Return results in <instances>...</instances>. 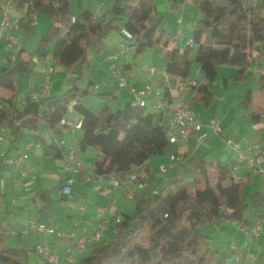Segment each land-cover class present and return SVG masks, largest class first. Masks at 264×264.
Segmentation results:
<instances>
[{
    "label": "trees",
    "instance_id": "trees-1",
    "mask_svg": "<svg viewBox=\"0 0 264 264\" xmlns=\"http://www.w3.org/2000/svg\"><path fill=\"white\" fill-rule=\"evenodd\" d=\"M17 10L26 15L18 20L19 28L35 34L32 15L48 16L49 37L42 39L38 56L57 67L75 70L78 77L64 94L39 102L28 96L22 108L17 106L22 76L27 67L0 70V88L10 91L9 99L0 98V126L16 134L23 129L35 130L39 122L55 130L75 103L74 110L82 116V142L101 152L96 163L99 175L117 174L125 178L133 169L144 165L153 156L169 147L165 117L168 111L148 107L134 108L129 103L114 111L107 103L99 113L82 104L92 84L81 91L84 66L89 65L91 52L102 54L105 39L118 23H123L133 36L127 44L133 58L151 48H160L166 58L167 72L173 78H191L193 62L203 73V81L193 91L191 101L205 106L214 102L211 84L222 66L238 69L235 80L248 79L255 53L264 55V0H194L201 17L193 21V41L198 51L188 45H173L160 25L156 0H115L105 16L82 10L73 22L72 0H14ZM54 41L53 52L48 51ZM132 65H125L126 74ZM264 96V73L258 79ZM114 94H101V98ZM107 99V98H106ZM251 109L255 124H264V100L256 104L252 95L244 101ZM47 155L61 157L55 145L46 146ZM3 161L0 160V168ZM249 179L236 180L233 168L220 159H200L190 177L176 176L161 191L140 200L131 216L114 227L113 237L96 246L77 264H227L226 258L211 248L210 228L221 222L248 224L249 204L244 186ZM256 196L251 197L258 208ZM261 213V212H260ZM260 219L264 221L261 213ZM25 250L8 243V232L0 223V264H23Z\"/></svg>",
    "mask_w": 264,
    "mask_h": 264
},
{
    "label": "crops",
    "instance_id": "crops-1",
    "mask_svg": "<svg viewBox=\"0 0 264 264\" xmlns=\"http://www.w3.org/2000/svg\"><path fill=\"white\" fill-rule=\"evenodd\" d=\"M83 1L86 3L84 10H89L98 17L105 16L113 7L107 0H77V6L82 8L81 11L84 7ZM114 1L112 0V3H115ZM156 2L160 10L159 14L167 15L166 19L163 18L167 21L166 39L171 40L177 32L178 20L181 19L184 23L182 17L184 8L181 6L184 4L196 6V4L194 1L185 0H156ZM198 11L196 6V13ZM80 12L76 11L72 14L73 18ZM37 18V21L41 20L44 23L49 21L44 17L37 16ZM169 20L174 23V27L171 28ZM160 27H163V23ZM122 28L123 23L120 22L118 28L107 35L104 53H90V63L87 70L83 72V77L84 74L86 76L89 74V78L95 77L96 80H100V86H95V90H100L102 87L105 89L114 87L116 91L113 92V100L127 106L132 103L131 92L121 90L117 97V80L112 76V70L122 71L125 65L130 64L126 62V57L133 58V52L129 51L118 60L110 58L125 42L121 35ZM184 33L185 31L182 30L181 46H185L184 42L189 39ZM93 53L98 56L96 59ZM14 56L16 61L12 60ZM0 59V70L5 67H15V62H22L27 67L21 84V92L23 86H26L27 92L20 93L17 99V106L22 108L26 97L39 93L46 74L47 59L40 58L38 54H30L25 44L20 43V39L17 45L4 42L1 46ZM164 65L166 62H162L159 68ZM75 73V71L55 67L51 75L50 98L61 96L70 89L78 76ZM92 73L95 74L93 77ZM126 75H129V84L137 90L142 89L146 83L160 84L162 80L158 74L149 75L148 70H144L141 75H135L132 68L126 72ZM190 75L194 77L195 71L192 70ZM229 86V81L225 79V89ZM211 89L213 90L212 85ZM212 92L215 97L214 102L209 106L201 104L205 107L204 109L191 101L194 112L208 132L205 140L198 143L192 139L187 143L169 145L163 153L153 156L145 165L146 182L143 189L134 186L127 177L119 179L120 186L116 188L109 184L108 176L97 174L95 165L103 159V155L99 150L86 146L82 142V116L74 110V105L70 106L65 118L74 124L70 129L58 127L50 130L39 122L35 130L23 129L13 134L9 128H6L4 132H0V137L3 139L0 144V160L3 161L0 168V223L8 232L10 246L27 252L26 264H35L30 253L32 251L37 254L36 247L39 245H45L50 251H54L59 258L58 264H77L97 245L91 244L83 250H76L72 258H68L66 249L73 244L70 235L90 237L99 223L109 217L111 221L107 225L101 243L109 241L114 235L116 217L122 221L128 213L133 214L140 200L159 192L174 177H190L198 160L220 159L228 162L232 168L239 167V171L233 175L236 180L249 179L244 186V193L248 196L247 202L250 207L247 225L239 222L218 223L214 232H210L211 248L218 251L221 256L223 255L227 264H264V228L258 237L246 236L243 232V228L253 227L258 223H262L264 227V221L260 219L261 213L264 215V176L249 170L245 160L239 162L237 154L226 144V139L231 138L240 144L243 153L250 154L254 147L264 145V124H255L252 121L251 109L243 103L237 104L238 97L227 104L224 96H221L219 100L215 96L216 92L214 93V90ZM10 97L9 90L0 88V98L9 99ZM102 108L103 105L99 104L98 108L92 109L97 114ZM168 119L169 114L165 117L166 123ZM213 124L219 125L221 133L214 132ZM61 141H64L61 146L64 154L74 150L76 158L86 165L83 171L76 173L70 169L64 154H61L59 158L46 154V146H53ZM24 155H27V158L22 159L17 166L7 163L10 158H19ZM173 155L182 159L172 162ZM162 165L166 167L164 171L161 170ZM67 179L74 180L71 195L63 192L62 187ZM129 191L133 193L131 199L126 196ZM252 196L257 197L258 208L252 205ZM105 207L108 208V213L101 216L98 210ZM30 220L45 224L60 236L42 235L33 231L22 234Z\"/></svg>",
    "mask_w": 264,
    "mask_h": 264
},
{
    "label": "built area",
    "instance_id": "built-area-1",
    "mask_svg": "<svg viewBox=\"0 0 264 264\" xmlns=\"http://www.w3.org/2000/svg\"><path fill=\"white\" fill-rule=\"evenodd\" d=\"M185 1H194V0H185ZM16 6L14 0H0V53L1 46L4 42L9 43L10 45H17L19 39L17 37V32L19 31L18 23L12 21L11 13L15 12ZM75 21V18L72 19ZM182 20H178V28L175 35L170 40L173 45H180L183 38L182 34ZM121 35L125 39V42L121 44V48L116 54H113L110 58L113 60H118L121 56L126 55L129 51L132 52L126 41L133 40L132 34L125 28H122ZM185 45L190 47L194 46L193 38L186 40ZM13 61H16V57L12 58ZM1 61V59H0ZM47 67L44 81L40 88L39 93H34L30 98L32 101L39 102L42 99H47L51 95V75L55 70L53 66L52 59L47 58ZM148 73L151 76L156 74L162 77L160 84L146 83L142 89L137 90L133 88L127 79V75L124 74L119 69L112 70V76L117 80V85L120 89L130 88L132 95V106L134 108H143L148 107L151 110L160 112L168 111L169 119L166 123V136L170 145H177L181 143H187L192 139H195L198 143H202L207 137V130L203 125L201 119L196 115L191 105V98L193 95L194 88L201 84L203 81V73L200 67H197L195 71V76L191 78H173L167 72V67L164 65L161 68L151 67L148 69ZM201 78V81L198 79ZM97 88V87H96ZM151 106H150V105ZM72 105H75L73 103ZM44 124V123H43ZM74 124L64 119L61 121L59 127L62 129H70ZM45 127V125H44ZM6 126H0V132L6 130ZM46 128V127H45ZM212 129L216 133H221V129L218 124H213ZM3 139L0 137V144ZM64 141L56 142L55 147L61 151L62 154V145ZM227 146L237 154V160L239 162L246 161V166L249 170L254 171L256 174L264 176V145L257 146L251 149L250 154H245L241 151L240 144L231 139H226ZM64 157L70 169L74 172L79 173L86 168V165L79 161L76 158L74 150H71L69 153H65ZM27 158V155L19 158H10L7 160V163L10 165L17 166L20 164L22 159ZM182 157L171 156V161L181 160ZM147 163V162H146ZM139 166L131 170L126 177L129 181L139 189L145 187L146 182V169L145 165ZM166 167L161 166V170L164 171ZM239 171V167H233V175ZM25 174V173H23ZM73 179H67L66 183L63 185V192L66 195H71ZM109 184H112L116 188H119L120 181L117 174H111L108 176ZM129 199L133 198V193L129 191L126 195ZM101 216L108 213V208H100L98 210ZM111 221L109 217L104 218L98 225V228L91 234L90 237L76 236L74 234L70 235V239L73 240V244L66 249V254L68 258H72V255L76 250H83L88 245H100L102 241L103 234L107 228L108 223ZM114 221L118 224L121 222L119 217H116ZM263 224L258 223L253 227L243 228V232L246 236L258 237L263 230ZM33 231L42 235L56 234L60 236L54 229L48 228L45 224L38 223L35 220H30L28 226L22 234H27L28 232ZM36 253L44 259L47 264H58L59 258L54 251H50L45 245H39L36 247ZM254 259V257H252Z\"/></svg>",
    "mask_w": 264,
    "mask_h": 264
},
{
    "label": "rangeland",
    "instance_id": "rangeland-1",
    "mask_svg": "<svg viewBox=\"0 0 264 264\" xmlns=\"http://www.w3.org/2000/svg\"><path fill=\"white\" fill-rule=\"evenodd\" d=\"M107 1L110 2V5L112 4L114 6V3H112V0H107ZM83 2H84V7H83V10H84L86 3H85V1H83ZM185 3H187V2H185ZM182 7L184 8V11L182 12L183 13L182 17H183V21H184L182 27H183V30L185 31L184 34H186V36L190 39L193 35V21L195 19H198L201 17V12L198 11L196 13V6L191 5V4H184L183 6H181V8ZM81 9L82 8L77 6V0H72L71 13L74 14L76 11L80 12ZM158 11H160V10H158ZM25 13L26 12L24 10H18L17 13L12 12L11 13L12 21L15 23H18V20L26 15ZM37 16L44 17V18L48 19V16L44 13H37L35 15H32V19L34 20L35 34L28 35L21 28H19V31L16 33L18 39H20V43L25 44L27 51L30 52V54H38L37 52H38V48H39L41 40L49 37L50 22L46 21L44 23L41 20L37 21V19H38ZM165 16H167V15L162 14L159 16L158 22L160 21L159 22L160 24L163 23V27H160V25H159L158 33H160V31H162L163 29H165L166 31L168 30L167 29V21L163 20V18L166 19ZM169 24H170L171 28L174 27V23L171 22L170 20H169ZM126 42H128V41H126ZM54 45H55V42L50 41V44L48 46L49 52H51V53L53 52ZM198 48H199V46L197 44H195L193 46L194 51H198ZM92 55H94L95 59H96V57H98L94 53ZM94 58L92 59V61L95 60ZM126 62H128L132 65V68H133L135 75L136 74L141 75L144 72V70L146 71L151 67L159 68V65L162 62L163 63L166 62V58H165V55L163 54V51L160 48H151V49H148L143 54H138L134 59L132 58V56L126 57ZM94 64H95V61H94L93 65ZM53 66L57 68V66L55 64H53ZM87 67H88V65L84 66V71L87 70ZM192 68H193L192 69L193 71H196V69H197V63L195 62V60L193 62ZM72 71H75V70H72ZM237 71H238V69L235 67H232V66H222L219 69L217 78L211 84L212 88L214 90V93L216 92L215 96L219 100H221V96H224L223 98H224V100L226 99L227 104H230V102L234 101V99H237V97H238V99H237V104H238L239 102L244 103V101H246V99H248L249 95H252V97L255 99L256 104H258V103L262 104V102L264 100V96L259 91L258 79L260 78V75L262 73H264V55H262L259 52L255 53L254 59H253L252 64H251V68L248 71V75H247L248 79H245V80L233 79L231 76L235 75L237 73ZM88 75L89 74H87V76H86L84 74V77H81L82 80L79 82V86L81 88V91L87 89L89 87V85L92 83V86L90 89L91 93L82 97V104L85 107H87L88 109L93 111L92 108H96V107L98 108L99 104H102L104 107L105 104L107 103L109 106L112 107V109L114 111H118V110L125 108V106L122 103H120V102L116 103L115 100H113V98H111V97H106L107 99L101 98V94L111 95V94H113L114 91H116V89L114 87L109 88V89H105L104 87H102L100 90H95L94 89L95 86H100V80L99 79L96 80L95 77L91 79V78H89ZM94 75L95 74L92 73V77ZM127 79H128V81L130 80L129 75H127ZM225 79L228 80L230 83V86L227 89H225V87H224ZM198 80L201 81V78H199ZM121 90L130 91V88L128 87L126 89H120L117 85V97L120 95ZM26 92H27V88H26V86H23L22 92H20V93L24 94ZM216 102H217V100H216ZM197 105L201 109L205 108L201 104L197 103ZM96 112H98V111H96ZM169 183L164 185V187L167 186ZM161 190L162 189H160V191ZM131 215L128 213L127 216H131ZM217 225H214L212 228H210V232H214V229H216ZM211 241H210V245H211ZM30 242H32V241H30ZM212 244L214 245V242ZM30 256L32 257V259L35 260V264H46V262L44 261L43 258H41V256H39L38 254H34L32 251L30 253ZM222 257H223V255H222ZM25 260H26V257H24V260H23L24 264H26Z\"/></svg>",
    "mask_w": 264,
    "mask_h": 264
}]
</instances>
